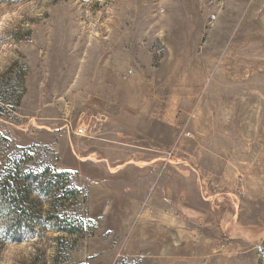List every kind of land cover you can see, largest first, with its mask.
Returning a JSON list of instances; mask_svg holds the SVG:
<instances>
[{
  "label": "rangeland",
  "instance_id": "obj_1",
  "mask_svg": "<svg viewBox=\"0 0 264 264\" xmlns=\"http://www.w3.org/2000/svg\"><path fill=\"white\" fill-rule=\"evenodd\" d=\"M122 106L138 121L173 112L171 188L169 173L154 191L80 169L75 151L105 138L104 116ZM100 119L93 138L66 128ZM0 134V171L18 159L51 167L87 196L70 209L84 233L44 227L0 245V264L263 263L264 0L0 4ZM218 148L241 149L233 192L202 170Z\"/></svg>",
  "mask_w": 264,
  "mask_h": 264
},
{
  "label": "crops",
  "instance_id": "obj_2",
  "mask_svg": "<svg viewBox=\"0 0 264 264\" xmlns=\"http://www.w3.org/2000/svg\"><path fill=\"white\" fill-rule=\"evenodd\" d=\"M137 116L138 111L128 110L124 106L116 109L113 116L105 115L103 133L105 138L90 142L88 147H85V150L80 148L79 154L75 151L76 156L79 157V167L85 172L86 176H91L86 172L85 168V165L89 164L92 168L95 167L97 170L103 171L101 174H97V176L114 177L120 174L123 176L127 174L130 178L138 177L141 180L145 178V180L147 179V184L154 186V191H159L163 173L165 176L169 173V187L171 188L173 170V134L171 132L173 129V112L171 114L164 113L163 118L157 120V122L138 121ZM128 118L133 119L130 120ZM113 122L116 129L111 131L110 125ZM162 127L170 131L168 136L162 134ZM129 129H132L133 132H129ZM202 140L204 141L205 139L201 138ZM186 142V144L192 145L190 140H186ZM114 146H120L119 151L121 153L118 155L111 153L110 150H114ZM207 151H209V162L202 165V170L206 172L207 176L218 179L217 181L213 179L212 183L217 186L225 183V185L227 184L232 189L231 192H233L239 184L243 171L240 159L241 149L226 148L225 150L218 148L217 152H214L213 149L211 152L210 149ZM191 152L192 147H187L186 157ZM163 167L169 171L163 172ZM99 181L97 179V184L102 186V183ZM209 184L210 181L205 185L209 186ZM169 191L171 199L172 190L170 189ZM214 193L216 192L214 191Z\"/></svg>",
  "mask_w": 264,
  "mask_h": 264
},
{
  "label": "trees",
  "instance_id": "obj_3",
  "mask_svg": "<svg viewBox=\"0 0 264 264\" xmlns=\"http://www.w3.org/2000/svg\"><path fill=\"white\" fill-rule=\"evenodd\" d=\"M25 1L32 0H0V4ZM25 164L23 159L13 160L0 171V245L33 239L44 227L68 235L84 233L85 219L70 212L87 197L74 184L73 175ZM44 202H49L47 211Z\"/></svg>",
  "mask_w": 264,
  "mask_h": 264
},
{
  "label": "built area",
  "instance_id": "obj_4",
  "mask_svg": "<svg viewBox=\"0 0 264 264\" xmlns=\"http://www.w3.org/2000/svg\"><path fill=\"white\" fill-rule=\"evenodd\" d=\"M102 126V119H100L94 123V126H90V123H85V126H74L72 123H68L66 125V128L75 136L83 138H93L95 136L96 129H99Z\"/></svg>",
  "mask_w": 264,
  "mask_h": 264
}]
</instances>
